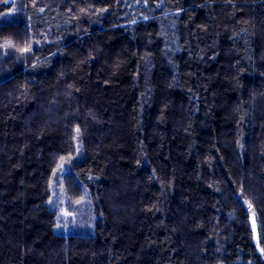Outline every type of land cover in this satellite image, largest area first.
Instances as JSON below:
<instances>
[{
	"label": "trees",
	"instance_id": "1",
	"mask_svg": "<svg viewBox=\"0 0 264 264\" xmlns=\"http://www.w3.org/2000/svg\"><path fill=\"white\" fill-rule=\"evenodd\" d=\"M14 1L0 264H264V0ZM64 163L92 236L54 233Z\"/></svg>",
	"mask_w": 264,
	"mask_h": 264
},
{
	"label": "rangeland",
	"instance_id": "2",
	"mask_svg": "<svg viewBox=\"0 0 264 264\" xmlns=\"http://www.w3.org/2000/svg\"><path fill=\"white\" fill-rule=\"evenodd\" d=\"M14 2L15 1L12 0L7 3L6 6L0 7V29L6 24L10 23L12 20H15V22L23 21V19H20L21 16L18 17L15 15L19 5L15 6ZM45 35L46 34L38 33L39 38H42L43 42H48L49 40L46 39ZM40 44L41 41L38 42V45ZM34 45H36V43H34ZM17 50L18 48H13L12 52H16ZM19 50L21 52L24 51L21 49ZM19 50L18 52H20ZM6 52V47L4 45H0V63L3 61ZM2 72L4 74V71H0V79H2ZM67 166L68 164L66 163L61 165L60 169L54 173L52 182L50 184L48 208L54 214V233L65 238L70 236H92L95 232L96 223V218L92 211V203L86 191L81 197L77 199H71L67 195L63 180V176L68 173ZM248 210L251 212L250 207H248Z\"/></svg>",
	"mask_w": 264,
	"mask_h": 264
},
{
	"label": "water",
	"instance_id": "3",
	"mask_svg": "<svg viewBox=\"0 0 264 264\" xmlns=\"http://www.w3.org/2000/svg\"><path fill=\"white\" fill-rule=\"evenodd\" d=\"M252 230L254 231V242L257 243L258 242V237H257V233H256V226L254 225V223H252Z\"/></svg>",
	"mask_w": 264,
	"mask_h": 264
}]
</instances>
